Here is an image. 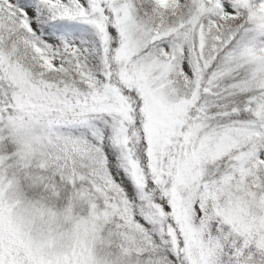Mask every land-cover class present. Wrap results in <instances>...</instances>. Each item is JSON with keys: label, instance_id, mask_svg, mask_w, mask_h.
I'll list each match as a JSON object with an SVG mask.
<instances>
[{"label": "snow or ice", "instance_id": "1", "mask_svg": "<svg viewBox=\"0 0 264 264\" xmlns=\"http://www.w3.org/2000/svg\"><path fill=\"white\" fill-rule=\"evenodd\" d=\"M0 264H264V0H0Z\"/></svg>", "mask_w": 264, "mask_h": 264}]
</instances>
